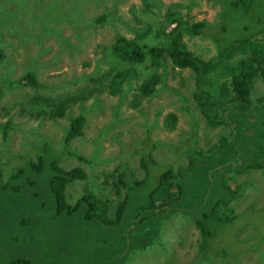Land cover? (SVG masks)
I'll list each match as a JSON object with an SVG mask.
<instances>
[{
    "label": "trees",
    "instance_id": "1",
    "mask_svg": "<svg viewBox=\"0 0 264 264\" xmlns=\"http://www.w3.org/2000/svg\"><path fill=\"white\" fill-rule=\"evenodd\" d=\"M77 1L75 0V3ZM96 1L99 4L108 2V0ZM214 2L221 5V9L217 14L219 22L211 23L207 20L201 22L188 21L181 10L175 8L181 3L165 4L156 0H143L145 12L134 13L137 24L140 25L133 30L136 33L135 36L128 38L121 34L119 29H116V36L112 43L97 45L101 50L99 59L95 61V69L79 78L87 81L89 96L95 98L92 107L82 106L86 100L83 95L80 97L68 96L66 99H57L44 94L34 95L30 105L36 116L45 113L46 107H51L53 110L51 114L54 118L66 116L70 119V124L65 129L59 148H55L52 141L46 140L39 129H35V131L33 129L24 130L26 135H32L38 140V142L30 140L33 145L39 144V147L36 145L34 150L36 161L32 157L34 155L30 153L20 154L9 151L10 160L20 157V162H23L22 165L17 166V170L14 172L5 170L4 154L1 149L0 180L3 178L4 184L2 183L0 192L16 181H20L19 186L24 185L34 189L38 187L39 190L45 191L41 187L44 180L27 176H24L23 179L20 178L26 172L44 173L46 175V197L42 203H39L38 198H36L37 194L34 195L33 212L40 213L41 205H48L44 212H54V218L60 216L66 219L79 218V228L82 231L81 242L89 235L91 229L99 228V230L108 231L109 241L103 238L98 240V245L102 248L107 246L108 252L112 255L110 259L109 256L104 257V262L107 264H125L122 259L119 263H114L113 260L116 255L109 251V249L114 250L117 239L112 234L114 227L120 228L125 236L135 235L138 243L145 246L154 242L164 232L166 228L157 227L163 226L165 221H169L176 213L188 215L200 233L201 238L198 239L200 242L197 244L190 264H240L241 258L249 250L243 249L242 245L238 243L230 244L231 240L225 239L224 235L229 236L230 234L228 225L235 223L238 216L232 218L225 216L223 218L222 205L226 209L232 210L231 204L244 196L245 191L243 190L248 183L245 181L232 187L233 178L226 179L228 169L236 171L238 166L237 174L246 173L249 169H264V93L261 98L257 97L258 94L253 93V83L256 81H261L264 86V0H214ZM64 3L55 4L54 10L49 8L44 12L36 13L31 17V23H29V17L24 19L21 15L20 17L15 15L16 17L10 22L3 19L0 22V31L3 29L4 23H14L15 27L28 34H37L42 37L44 36L41 34L43 32L54 35L64 47L69 48V46L76 44L72 43L70 38L64 37L61 34V29L53 27L54 24L48 25L55 16L63 17L69 22L71 21L72 24L75 23L77 28L75 27L74 35L77 43H79L84 42L85 37L95 36L97 28L105 25L111 26L110 21L118 11L117 6H119L118 0L112 1L115 9L109 17H106L102 11L93 15L92 13L88 15L85 13L86 16H89L86 19L82 15L76 16L73 13L74 10L66 7L67 4ZM156 4L160 9H164L163 14L157 12L160 19H156V14L152 10ZM182 5L189 6V4ZM145 16L148 18H143ZM33 23L39 27L37 31L31 26ZM91 23L93 26H90ZM171 26L172 28H170ZM85 30L86 33L84 34ZM185 35L190 38L212 39L217 48L216 54L207 60L197 56L187 47ZM5 59L6 54L0 42V62ZM103 60L110 64L114 72L109 69L103 71L104 67L100 65ZM169 63L176 69L192 70L194 74L193 89H195L192 97L206 120V124L213 128L225 125L224 127L229 130V137H221L211 146L210 150L203 151L194 147L198 134L196 129V132L191 130L189 141L181 144L184 149L179 152L188 157V165L162 164L161 171L156 174L154 169L159 162L154 151L158 142H151L149 134L146 135V139L142 140L136 153L140 159L139 167L143 172L147 170L150 175H155L149 182L156 183V187L147 195L145 207L141 205L132 206L129 202L130 197L127 194L123 195L122 201L117 207L115 218L108 221V217L114 209L110 206V201L104 202L99 194L101 193L102 198L110 197V192H113L111 186L116 191L119 188L125 191L128 169L120 163V167L109 175L113 177V181L108 179L102 181L103 187L98 189L100 193L97 191L94 194L92 191H95V188L86 186L83 188L85 191L76 196L75 201H73L68 198L67 188L90 178L84 166L92 167L95 158L98 161V154L93 157H85L81 155L80 151L74 149L71 143L83 135L87 115L92 108H97L100 101L97 92L105 91L108 88L110 94L122 95L120 97L121 105L123 104V95L127 93L125 87H131L132 79L137 78L140 85L138 95L135 94L133 103L136 105L137 99L141 97L150 98L157 93V86L162 82L164 83L166 75L171 72ZM160 69L162 73L157 71ZM140 75L142 77H139ZM107 79L109 80L106 82ZM8 86H29L37 92L39 88L44 87L32 70L27 71L22 78L13 82L9 75L0 74V105L3 88ZM252 95L254 98H258L257 104L252 100ZM75 98L81 101V107L79 114L72 116L69 112V105ZM116 112H119V107H117ZM231 116L237 117V121L229 120L228 117ZM12 123H0V129L4 136L8 134V129L10 126L12 127ZM165 123L169 128H174L176 126L175 113H169ZM108 129H111V125L107 126L105 133ZM238 137H241L240 144L237 143ZM94 146L96 150H100L99 139L94 142ZM5 155L8 157L7 154ZM229 155L232 156L228 157ZM231 157L232 160H228ZM70 158L79 159L82 164L68 168L61 164L65 159ZM224 161L226 162L223 163ZM200 163L202 165H199ZM148 177L150 176L147 175ZM201 177H206L207 181L205 184L198 185L196 181ZM147 181L146 178L141 182L136 179L134 183L141 186ZM252 211L264 215V206ZM25 223L24 221L22 224ZM96 223H99L101 228L95 225ZM251 223L257 230L254 241L259 242L257 245L264 243V234L262 235L260 232L261 225L256 222ZM46 224L41 223L44 226L42 236L46 235L44 233L49 226H52V224ZM56 238L57 236L52 237L49 244L43 246L40 254L42 264H45V256L50 255V253L44 254V249L58 248L54 246L53 242ZM75 238L76 234L74 241ZM254 246L252 245V248ZM236 253H240V255L234 258ZM34 261L35 258L33 257L23 256L16 260L12 259L7 264H33Z\"/></svg>",
    "mask_w": 264,
    "mask_h": 264
},
{
    "label": "rangeland",
    "instance_id": "2",
    "mask_svg": "<svg viewBox=\"0 0 264 264\" xmlns=\"http://www.w3.org/2000/svg\"><path fill=\"white\" fill-rule=\"evenodd\" d=\"M112 1L115 2V0H108L106 4H99L96 0H78L76 3L75 0H60L59 2L57 0H39L38 3V0H0V22L3 19L10 22L16 17L15 15H19V17L21 15L24 19L29 17L30 21L36 13L44 12L49 8L54 10L55 4H65L64 2L67 4L66 7L74 10L73 13L76 16L82 15L83 18L88 19L89 16L86 15L99 14L103 11V14L109 17L115 9ZM156 1L165 4H189V6L176 5L175 8L181 10L185 15L184 17L191 22H201L203 20L211 23L219 22L217 14L221 9V5L215 3L214 0ZM118 2V11L110 21L112 25L97 28L95 36L85 37L84 42L77 43L75 39L74 34L77 28L75 23L72 24L71 21L69 22L63 17L55 16L48 25L54 24L53 27L61 29V34L64 37L70 38V41L76 44L75 46H69V48L64 47L54 35L42 32L41 34L44 36L40 37L37 34L25 33L20 28L15 27L14 23H4L3 29L0 31V42L5 51L6 59L0 62V74L9 75L13 82L22 78L27 71L32 70L44 85L43 88L38 89V92L29 86L3 88L0 123L13 122L6 136L3 135V131L0 129V150L2 149L1 152L4 154L5 170L14 172L17 170V166L23 163L20 162V157L10 160L9 151L34 155L37 144H31L30 140L36 142L38 140L32 135H26L24 130L33 129L35 131V129H39L46 140L52 141L54 147L59 148L65 129L70 124V119L66 116L54 118L51 114V111H53L51 107H46L45 113L36 116L30 105L34 95L44 94L57 99L83 95L86 100L82 103V106L88 108L94 105L95 98L89 96L87 81L79 78L95 69V61L99 59L101 50L97 45L112 43L116 36V29H119L120 33L128 38L135 36L136 33L133 30L140 25L137 24L134 13L145 12L143 0H118ZM161 9L158 4L152 8L156 14V19H160L157 14L158 11L163 14L164 9ZM31 22L32 20L29 23ZM31 26L35 31L39 29L35 23ZM90 26H93V24L91 23ZM184 39L187 47L204 60L213 57L217 52L215 42L212 39L190 38L188 35H185ZM86 62L87 64H85ZM100 65L104 67L103 71L109 69L114 72L107 61L103 60ZM169 66L171 72L166 75L164 83L162 82L157 86V93L150 98L141 97L137 99L136 105L133 103L135 94L138 95L140 85L137 78L132 79L133 84L131 87H125L127 93L123 95V104L121 105L120 97L122 95H112L109 93L108 88L105 91L100 90L97 92L96 94L100 99L97 108H92L87 115L83 135L71 143L73 148L80 151L81 155L85 157H93L98 154V161L95 158L92 167H89V165L84 166L90 178L67 188L68 198L73 201H75L76 196L85 191L83 188H86V186L95 188V191H92L94 194L97 191L100 193L98 189L103 187L102 181L106 179L113 181V177L109 175L115 169H118L121 164L128 169L125 191L122 188L116 191L111 186L113 192H110V197L102 198L101 193L99 194L104 202L108 203L110 201V206L114 209L113 215L111 214L108 217V221L115 218L117 207L122 201L123 195L127 194L130 197L129 202L132 206L141 205L145 207L147 195L156 187V183L149 182L155 175H150L147 170L143 172L139 167L140 159L136 153L142 140L146 139V135L149 134L151 142H158L154 151V155L159 162L155 165L154 171L156 174L161 171L162 164L188 165V157L179 152L184 149L181 144L189 141L191 130L195 131L196 129L198 134L194 147L203 151L210 150L211 146L221 137H229V130L224 127L225 125L213 128L206 124V120L192 97L195 92L192 70L176 69L171 63H169ZM157 71L162 73L161 69ZM253 93L258 94L257 97L259 98L263 96L264 86L261 81L253 83ZM257 97L254 98L252 95L255 104L258 103ZM80 107L81 101L77 98L73 99L69 105L70 114L72 116L78 115ZM117 107H119V112H116ZM169 113H175L176 115V126L174 128H169L165 123ZM228 119L236 122L238 118L231 116ZM108 125H111V129H108L105 133ZM240 138H237L238 144L241 142ZM97 139H99L100 150H96L94 146ZM37 147H39V144ZM230 156L232 155L228 157ZM32 157L36 161L35 155ZM228 160H232V157ZM61 164L68 168L81 165L82 161L70 158L65 159ZM199 165H202V163ZM236 169V171L228 169L229 172L226 174V179L233 178L231 186L234 187L245 181H248V183H246L243 190L245 191L244 196L231 204L232 210L226 209L222 205L223 218L225 216L227 218L238 216L235 223L228 225L229 236L222 234L226 237L225 239L231 240L230 244L238 243L242 245L243 249L249 250L241 258L240 264H264V243L257 245L259 242L254 241L257 230L251 225V222L261 225L260 232L262 235L264 234V215L252 211L264 206V169H249L248 172L242 174H237L238 166ZM147 175L150 177L147 178ZM24 176L44 180L41 187L45 191L39 190L38 187L34 189L24 185L19 186L20 181H16L0 192V264H7L12 259L16 260L23 256L35 258L33 264H42L40 254L43 246L49 244L52 237L55 238L56 236L57 238L53 242L54 246L58 248L49 247L43 251L44 254L50 253L44 258L45 264H107V262H104V257L109 256L110 259L112 255L108 252L107 246L102 248L98 245V240L103 238L109 241V232L102 229L101 231L99 228L91 229L89 235L81 242L82 231L79 228V218L66 219L61 216L54 218V212H44L48 205H41L40 213H34V195L37 194L36 198H38L39 203H42L46 197V175L44 173L26 172L20 178L23 179ZM144 178L148 180L145 184L142 183L141 186H138L139 184L134 183L136 179L141 182ZM206 179V177H201L196 183L198 185L205 184ZM2 183L4 184L3 178L0 180V187L3 185ZM50 208H52V205H50ZM132 209L134 211V208ZM24 221L26 223L22 224ZM40 222L44 225L46 223L52 224L44 233L46 234L44 236H42L44 226ZM99 223L95 225L101 228ZM163 227L166 228L164 232L154 242H150L145 246L138 243L135 235L125 236L120 228L114 227L112 234L117 237L115 248L114 250L109 249L110 252L116 255L113 262L119 263L122 259L125 264H190L197 244L200 242L198 239L201 238L195 223L188 215L176 213L169 221L166 220L163 226L159 225L157 228ZM252 245L255 246L252 248ZM239 255L240 253L234 254V258L239 257Z\"/></svg>",
    "mask_w": 264,
    "mask_h": 264
}]
</instances>
